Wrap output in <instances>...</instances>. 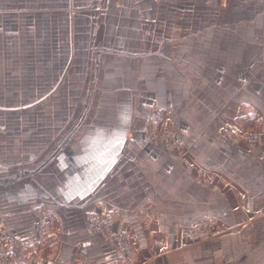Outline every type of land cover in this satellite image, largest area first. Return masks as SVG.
Listing matches in <instances>:
<instances>
[{"label": "crops", "instance_id": "1", "mask_svg": "<svg viewBox=\"0 0 264 264\" xmlns=\"http://www.w3.org/2000/svg\"><path fill=\"white\" fill-rule=\"evenodd\" d=\"M82 1L91 0H68L71 7ZM112 1L107 0L108 13ZM19 2L27 5L14 9ZM27 2L0 0V28L9 33L13 18H31ZM170 4L175 8L160 14L179 19L171 31L187 35L188 43L191 34L225 31L252 35L248 49L258 46L264 51V0H170ZM39 9L34 14L40 19L54 14L66 18L68 26L58 22L54 42L48 45L54 55L39 58V77L31 79L28 69L17 80L28 91L24 97L38 98L23 108L60 97L64 82L77 83L76 88L71 86V97L89 98V105L40 106L46 117L39 122L37 137L22 138V149H17L15 138H0V262L12 254L14 264H115L119 256L115 241L96 232L90 219L103 210L118 214L113 232L132 234V264H264V79L257 86L261 101L255 103L254 87L248 86L244 97L252 102L236 106V113L243 115L231 122L238 139L235 145L224 141L226 151H221H230V163L223 165L220 155L214 162L205 161L216 169L217 189L209 193L213 196L208 198L204 189L192 198L191 175L176 174L173 157L159 154L147 138L131 136L136 129L143 130L147 107L138 106V89L133 86L139 77H147L136 59L138 49L146 47L138 44L142 29L112 27L109 22L93 26L67 11ZM26 26L29 30L31 25L23 20L22 27ZM64 29L66 52L60 55ZM94 34L99 42L91 45ZM166 55L160 51V57L149 63L163 65L170 59ZM246 60L252 65L261 60L264 66V53ZM32 82L41 87L36 94L30 92ZM233 95L241 93L234 90ZM4 130L0 125V132ZM252 131L260 137L254 145L244 140ZM176 177L182 195L176 193ZM227 177L231 180L223 184L221 179ZM208 217L220 231L191 245L189 227Z\"/></svg>", "mask_w": 264, "mask_h": 264}, {"label": "rangeland", "instance_id": "2", "mask_svg": "<svg viewBox=\"0 0 264 264\" xmlns=\"http://www.w3.org/2000/svg\"><path fill=\"white\" fill-rule=\"evenodd\" d=\"M105 1L72 2L71 7L68 0L45 2L28 0L31 18H13L9 33L4 30L5 28H0V95H3L0 97V125L5 127V130L0 132V138H15L16 143L20 144L17 149H22V138L37 137L39 122L41 118L46 117L44 111L39 109L40 106L59 104L71 109V107L89 105V98L71 97V86L76 88L77 83L64 82L65 87L60 97H53L35 106L23 108L38 98L24 97L22 94L28 91L19 86L20 81L17 80H21L24 77L23 73L28 69L32 70L31 79L39 77L40 68L37 64L39 58L46 59L47 56L49 58L54 55V49H48V45L54 42L53 34L58 31V22L61 21L64 28L68 26L66 18L57 19L52 14V17L44 18L47 20L44 28V19L37 17L35 11L40 10V7L43 9V6L50 11H67L66 14L71 13L75 18L79 17L80 20L88 21L93 26L104 27L105 23L109 22L112 27L125 24L132 29L138 25V29H142V39L138 44L143 43L146 47L142 50L138 49L136 59L143 63L142 71L147 77L145 80H140L139 77L137 84L134 83L133 86L138 89V106L142 107L143 103L147 107L143 109L144 118L141 116L143 130L136 129L131 136L145 137L159 154L173 157L176 174L187 172L191 175L192 198L193 193L197 196L199 191L204 189L208 190V198L212 197L213 194L209 195V193H214L217 189L214 174L216 169L206 166L205 161L214 162L220 155L223 156L221 159L223 165L225 162L230 163L228 154L230 151L227 150L226 154L221 151L223 149L226 151L224 141L233 142L234 145L237 142L238 137L231 129V122L235 116L243 115L236 113L238 111L236 106H242L247 101L252 102L244 97L246 95L244 89L248 86L251 89L254 87L252 91L256 96L253 97L255 103L261 101L258 100V96H262L257 93L260 91L257 86L262 85L264 66L260 65L261 60H256L254 65L251 63L250 65L246 59L251 56L255 59L260 58L264 51L257 48V42L255 49H248L250 42L247 39L253 38L252 35L232 34L225 31L222 34L208 32L204 34L205 36L191 34L188 43L187 35L171 31L173 26L179 24V19L169 18L166 13L160 14L161 11L166 12L175 8L171 7L170 0H138V3L133 0H127L125 3L115 0L111 2L109 13L107 0ZM26 5V2L24 5L22 2L15 3L14 9L21 10ZM156 10L159 13L154 17ZM121 13L124 15L122 16ZM23 20L29 21L31 25L29 30L27 26L22 27ZM63 31V34L60 33L58 44L60 55L66 52L64 45L68 37L65 29ZM96 36L92 35L91 45L95 41L99 42L95 39ZM160 51L167 54L169 61H164L163 65L152 66L150 60L160 57ZM132 54H135V51ZM142 71L140 70V75ZM30 84L34 89L30 91L32 94L40 91L38 82ZM234 90H238L241 95L239 97L233 95ZM257 134L256 131H252L244 140L247 139L251 145H254L260 140ZM221 180L225 184L231 178ZM176 183V193L182 195L180 180L177 177ZM117 215L112 212L113 217L110 222L101 220L99 225L93 224V227L107 239L114 240L116 245L118 238L127 243L126 246L133 255L129 262L132 264L135 259L132 234L128 231L121 233L112 231ZM219 231L215 220L208 217L200 225L189 227V242L191 245H198L200 242L212 239ZM6 255L0 264L4 263Z\"/></svg>", "mask_w": 264, "mask_h": 264}, {"label": "built area", "instance_id": "3", "mask_svg": "<svg viewBox=\"0 0 264 264\" xmlns=\"http://www.w3.org/2000/svg\"><path fill=\"white\" fill-rule=\"evenodd\" d=\"M106 212L103 210H99L97 213L93 214L91 216L92 219V224L96 225V224H100L101 220H105L107 223L110 222V220L112 219V213L110 214V212H108L107 214H105ZM118 250H119V256L117 258V262L115 264H129L131 258H132V253L131 251H129V249L127 248V243H125L122 239L118 238ZM6 259L4 261V263L2 264H14L13 262V258H12V254H7Z\"/></svg>", "mask_w": 264, "mask_h": 264}]
</instances>
